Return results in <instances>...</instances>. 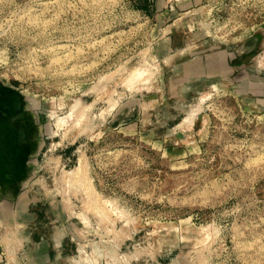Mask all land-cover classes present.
Returning a JSON list of instances; mask_svg holds the SVG:
<instances>
[{
	"label": "rangeland",
	"instance_id": "1",
	"mask_svg": "<svg viewBox=\"0 0 264 264\" xmlns=\"http://www.w3.org/2000/svg\"><path fill=\"white\" fill-rule=\"evenodd\" d=\"M0 264H264V0H0Z\"/></svg>",
	"mask_w": 264,
	"mask_h": 264
}]
</instances>
